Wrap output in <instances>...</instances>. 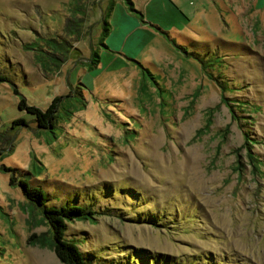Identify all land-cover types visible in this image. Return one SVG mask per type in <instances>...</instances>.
<instances>
[{"label": "rangeland", "instance_id": "1", "mask_svg": "<svg viewBox=\"0 0 264 264\" xmlns=\"http://www.w3.org/2000/svg\"><path fill=\"white\" fill-rule=\"evenodd\" d=\"M107 2L0 0V264H64L27 241L48 227L20 178L92 206L64 231L89 262L264 264V0H142L159 29L108 18L102 45ZM54 96L52 130L18 106Z\"/></svg>", "mask_w": 264, "mask_h": 264}, {"label": "trees", "instance_id": "2", "mask_svg": "<svg viewBox=\"0 0 264 264\" xmlns=\"http://www.w3.org/2000/svg\"><path fill=\"white\" fill-rule=\"evenodd\" d=\"M125 3L130 11L136 14L139 18H141V13L139 10L133 7L131 0H125ZM113 0H108L102 16L100 23V30L98 34L99 42H102L103 37L109 30V21L108 16L109 12L112 8ZM170 40H172L170 38ZM53 40L50 38L44 39L43 43L46 44L51 50H55L57 53H60V48L56 46L52 42ZM104 45V43L102 44ZM183 49V48H182ZM47 60H41L38 56L35 55V58L39 61L41 65H45V63H49L51 61L58 60L57 55L53 53L54 51L47 50ZM99 61V55L95 49L91 50V54L88 59V63L90 65H95ZM53 62V63H54ZM137 64H140L137 62ZM150 75L151 73L147 69V67H143ZM6 77L0 74V81L5 80ZM219 89L224 91V83L218 82ZM58 97L54 96L45 109L41 110L40 108L34 105L25 104L23 98H19L18 106L23 108L27 113L32 114L36 125L40 128H46L52 130L54 126V110ZM223 101L227 104L230 115H234L232 108L229 103L223 97ZM16 122L24 123L23 118H16ZM245 141L247 143H251L249 136H245ZM13 178L11 177L10 180ZM17 184L20 188L22 195L33 205L37 206L39 211L41 212L42 221L46 222L48 227V234L45 232L40 233H30L27 236V241L31 244H36L38 246H45L53 251L55 256L64 264H101L98 262H89V260L85 259L82 255L81 250L78 248V244L65 237L64 231L66 227V221L74 220V219H93L95 214V210L92 206L82 205L78 203H68V204H60V205H45V192L42 187L38 185L30 184L25 178H20L17 180ZM122 264V263H116Z\"/></svg>", "mask_w": 264, "mask_h": 264}, {"label": "crops", "instance_id": "3", "mask_svg": "<svg viewBox=\"0 0 264 264\" xmlns=\"http://www.w3.org/2000/svg\"><path fill=\"white\" fill-rule=\"evenodd\" d=\"M164 1L168 5V14L172 15L170 18H173L174 10H176V11H178V10L173 5L172 0H156L157 3L164 2ZM114 2L116 4L112 5V8L109 12L108 18L111 21H112V19L114 20L113 24H115L114 27H116L117 33H126L127 34L129 32H133L134 30H135V32H136V30H148V29H150V28H148V26L152 27L151 25L158 27L157 25H155L156 23H154V24L149 23L151 21L159 22L157 19H155L153 17H148L149 18L148 21L146 19H144L146 11L144 9H142V6L146 3V1L143 3V5H141L142 0H140L139 2H138V0H136V1L131 0L133 7L136 8L137 10H139V12L141 13V16H142L141 18H143L142 20H139L138 17L136 16V14L128 9L126 3L123 0H114ZM136 2H138V4ZM156 2H154L153 5ZM140 5H141V7H140ZM178 13L182 17L184 16L179 11H178ZM161 25H163V24H161ZM170 26L172 27V29H168V30L160 29V30H162L163 35L165 34L166 36L171 37V33H173V34H177V36L180 35V36L185 37V34L181 33L179 30L176 29L177 26H174L172 24H170ZM158 29H159V27H158ZM120 38L123 39V40H121L122 49H123V47H125L124 43H126V41H128L129 38H132L133 40H135L134 36H129V37L121 36ZM117 46H115V47L117 48ZM123 50L127 51V49H123Z\"/></svg>", "mask_w": 264, "mask_h": 264}]
</instances>
